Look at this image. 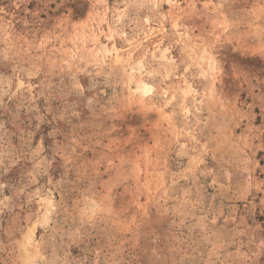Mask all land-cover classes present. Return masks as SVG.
<instances>
[{
	"label": "rangeland",
	"instance_id": "rangeland-1",
	"mask_svg": "<svg viewBox=\"0 0 264 264\" xmlns=\"http://www.w3.org/2000/svg\"><path fill=\"white\" fill-rule=\"evenodd\" d=\"M0 264H264V0H0Z\"/></svg>",
	"mask_w": 264,
	"mask_h": 264
}]
</instances>
